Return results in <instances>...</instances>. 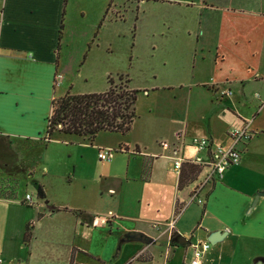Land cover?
<instances>
[{
    "label": "crops",
    "instance_id": "0c3cea01",
    "mask_svg": "<svg viewBox=\"0 0 264 264\" xmlns=\"http://www.w3.org/2000/svg\"><path fill=\"white\" fill-rule=\"evenodd\" d=\"M104 1L103 21L113 25L114 32L123 34L118 26L128 13L133 15L135 48L138 8L111 11L118 0ZM133 1L139 6L149 0ZM153 1L198 9L195 23L150 26L151 48L161 52L150 67L156 83L137 89L146 96L161 89L181 101L171 106V113L177 114L164 118L168 134L156 125L151 141L147 137L118 139L114 155L120 158L113 161L114 155L99 160L98 151L114 146L97 144L96 157L104 168L94 176L100 194L115 198L124 186H135L136 192L130 197L124 190L111 205L94 206L53 200L45 185L47 173L40 166L51 101L65 93L57 95L55 90L70 77V57L65 54L76 41L88 44L90 51L95 38L92 25L83 31L76 21L85 18L88 5L81 0H0V264H117L102 256L100 248L108 240L121 247L123 259L118 264H188L184 256L176 257L177 248L181 246L182 255L186 254L193 233L206 241L211 231L224 235L203 252L199 264H264V195L250 207L254 195L264 191V0ZM170 18L167 14L166 20ZM176 32L187 40L172 39ZM160 66L165 69L161 79H166L159 83ZM119 73L117 68H107L102 75L107 82ZM217 86L229 88L232 95L219 96ZM188 94L196 95L195 102L188 101ZM253 95L263 101L259 109L253 107ZM189 113L201 119L199 128H188ZM244 122L253 133L240 147L239 162L204 187L201 204L185 209L195 181L177 187L179 170L173 167L174 158L182 159V165L204 158L205 151H197L191 137L226 144L228 129ZM147 129L151 134L152 129ZM129 131L111 133L124 138ZM102 161H107L105 167ZM39 170L41 176L35 177ZM27 178L42 185L45 198L34 200L32 193L21 190ZM26 194L31 195L30 202ZM125 222L129 226L120 230ZM107 231L114 238L109 239ZM132 231L143 232L153 241L122 243ZM180 235L187 241L178 243ZM253 242L261 243L262 251L253 252L249 247ZM239 244V250L234 248ZM239 254L242 259L237 261Z\"/></svg>",
    "mask_w": 264,
    "mask_h": 264
},
{
    "label": "rangeland",
    "instance_id": "374dc122",
    "mask_svg": "<svg viewBox=\"0 0 264 264\" xmlns=\"http://www.w3.org/2000/svg\"><path fill=\"white\" fill-rule=\"evenodd\" d=\"M81 1L84 5H88V10L85 18L76 19L79 23V30L83 29V31H86L87 28L92 25L94 28L95 38L90 51L87 49L88 44H79L77 41L74 47L69 46L67 53L65 54V58L70 57L67 68L70 69L68 70V75L70 77H66L64 85L56 87L55 94L57 95L62 94L64 90L65 92L68 90L71 93L100 92L104 90L107 87V82L105 77L102 75V72L107 68H117L120 72L119 74H123L130 79L129 85L134 89H138L143 84L148 85L156 83V80L154 79L156 74L152 73L153 70L150 69V67L154 65L151 62L161 56V52L160 50L154 51L151 48V42L154 39L151 38V33L149 32L151 28L150 26H161L164 23H171L172 26H182L187 23H195L196 21L194 20V17L198 11L196 6H188L184 3L169 6L162 4L161 2L149 0L139 3L140 5L138 6V3L133 0H118V2L113 1L111 11H136V7L138 8V20L135 22L138 42L134 48L132 46V43L134 42V38H132V14L128 13L125 21L118 26L124 30V33H117L113 31L115 29L112 28L113 25L108 23L106 20L103 21L104 11L102 8H104V0ZM167 14L172 18H170L169 21L166 20ZM171 36H173L172 39L177 41L187 40V38L179 32L173 33ZM158 39L165 40V38ZM81 46L85 47L84 51L79 49ZM73 67L74 70L77 69V72L78 70L80 72H73ZM164 70L165 69L161 67V71L158 74L159 83L164 82L166 79L163 76V80L161 79V73ZM112 77L113 79H117L118 75L113 74ZM230 95H232V91ZM186 97L188 101L192 103L195 100L196 95L188 94ZM256 97V95L252 96L253 107L255 109H259L258 106L261 105L263 101L261 98ZM179 100L180 99L177 100V98L175 99V97L172 96V93L161 89L155 91L154 93L151 92V95L149 96H146L142 92L140 93L138 90L136 99L137 117L134 120L128 135L124 138H122L119 134L103 131L99 132L93 143H91L90 141L82 139L76 135L54 134L42 153V162L40 165L42 168L44 167V172L47 173L44 180L48 194L51 198H53V200L56 199L58 202L79 203L94 206L111 205L109 203H111L113 199H115V201L119 200L120 194L124 190L125 192H129L130 197H132L136 192L135 186H124L119 195H116L115 197L114 194L115 198H110V194H100V186L94 180V176L99 173L100 170L103 172L104 168L101 167V164L96 157V146L97 144L104 145L109 143L114 146L111 147L112 149H117L115 148L117 140L128 137H147L146 139L151 141V139L155 136V130L153 127L156 125L161 127L160 132L168 134L169 128H164V123L166 122L164 118L166 114L171 113V106H175ZM171 114L177 113L174 111ZM186 119L190 130L200 127L201 119H199L198 115L195 116V113H189ZM147 127L152 129L151 134H149ZM41 143L44 144L45 139H43ZM119 158L120 154L116 153L112 158V161ZM102 163L105 167L107 161H102ZM119 165L121 166L120 163ZM40 171L41 170L37 171L38 174H35V177L39 175L41 176ZM198 177L199 176H197L194 180L195 182ZM24 184L25 185L21 186V190H27L29 193L33 194L34 200H38L39 198L36 194L35 180L27 178ZM50 196L47 199H50ZM201 203L202 201H191L188 205H186L185 209H189L194 204ZM129 224H131V222ZM125 226H129L128 222H125L123 226H121L120 230L125 228ZM112 231L118 232L115 227L112 228ZM113 234H109V239L114 238ZM198 239L199 238L194 233L190 238L191 242L203 241L202 239ZM174 241L175 239H173L171 243ZM232 242H235V240ZM122 243H130L129 245H133L131 244V240L124 241ZM105 244L106 246L102 245L100 248L103 258L110 257V260L117 261L118 264L119 261L123 259L122 256H120L121 247H119L118 244L115 245L114 241L113 243L109 242V240ZM232 246L234 247V245ZM209 247L211 248L213 245L209 243ZM249 247L252 248L253 252L262 251V245L258 242L251 243ZM131 248L132 247H128V250ZM234 248L239 250L240 244ZM228 249H230V247H228ZM190 250L192 249L190 248L186 254L182 255L183 250L182 247L179 246L177 248V253L179 254H177L176 257L184 256V260L188 262ZM236 255L237 251L234 259H236ZM239 258L242 259L240 254L239 257H237V261Z\"/></svg>",
    "mask_w": 264,
    "mask_h": 264
},
{
    "label": "trees",
    "instance_id": "16d2710c",
    "mask_svg": "<svg viewBox=\"0 0 264 264\" xmlns=\"http://www.w3.org/2000/svg\"><path fill=\"white\" fill-rule=\"evenodd\" d=\"M107 78V87L100 92L71 93L53 97L43 138L44 146L56 133L76 135L92 142L99 132L126 134L137 117L138 90L129 85L130 79L117 74ZM202 168L197 163L185 161L180 165L177 187L181 188L196 179ZM36 194L45 198L41 184L36 183ZM126 236V235H125ZM28 236L25 235V240ZM174 235H171L173 241Z\"/></svg>",
    "mask_w": 264,
    "mask_h": 264
},
{
    "label": "built area",
    "instance_id": "2783aa9c",
    "mask_svg": "<svg viewBox=\"0 0 264 264\" xmlns=\"http://www.w3.org/2000/svg\"><path fill=\"white\" fill-rule=\"evenodd\" d=\"M55 83L58 84V81H55ZM215 91L219 96H229L231 94L229 88L220 89L217 86ZM252 133L253 131L249 128L248 123L244 122L239 126H234L228 129V142L226 144H212L207 137L193 136L190 138V143L196 148V150L205 151L206 155L204 158L197 157L196 159L188 160V162L202 165L203 173L199 174L198 179L190 189L186 204L191 201L201 202L202 197H200V195L203 192L204 187L214 179L221 178L228 167L236 165L239 162L240 147L248 141ZM115 152L116 149L100 148L98 151V158L99 160H110ZM181 163L182 159L177 157L174 158V169L179 170ZM31 198L30 194L25 195V200L27 202H30ZM172 226L173 222L170 223L169 227L172 228ZM190 246L192 251L188 264H199V260L202 257L203 252L208 249L209 243L207 241H196L190 243ZM1 262L2 258H0V263Z\"/></svg>",
    "mask_w": 264,
    "mask_h": 264
},
{
    "label": "water",
    "instance_id": "95a60500",
    "mask_svg": "<svg viewBox=\"0 0 264 264\" xmlns=\"http://www.w3.org/2000/svg\"><path fill=\"white\" fill-rule=\"evenodd\" d=\"M260 195H264V191H259L257 192L254 197H253V200L250 204V207H252L256 201V199L258 198V196ZM224 235V232L222 231H211L209 233V235L206 237V241L210 244H214L216 241H218L222 236ZM124 239L126 241L128 240H136V241H141V242H144V243H150L153 241V239L149 236H147L146 234H144L143 232H140V231H132V232H129L125 237ZM187 241V237L184 236V235H180L179 237V240H178V243H183Z\"/></svg>",
    "mask_w": 264,
    "mask_h": 264
}]
</instances>
